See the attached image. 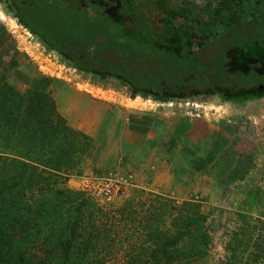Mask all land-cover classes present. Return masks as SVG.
<instances>
[{"label":"trees","instance_id":"16d2710c","mask_svg":"<svg viewBox=\"0 0 264 264\" xmlns=\"http://www.w3.org/2000/svg\"><path fill=\"white\" fill-rule=\"evenodd\" d=\"M49 1L25 0L22 10L32 18L31 23L21 16H16L17 21L31 33H37L49 50L59 53L78 71L100 78L114 77L133 94L140 92L157 100L196 93L191 89L192 82L185 81V76L193 83L197 79L208 83L209 87L211 85L208 91L213 93L235 96L264 91L263 82L253 88H246L235 78L231 85L224 83V74L216 67L221 64L216 65L217 61H213L217 71L212 73V65L203 58L214 37L240 21L237 9L245 12L252 5L251 0H233L235 8L231 5L232 0H218L209 12L204 8L196 10V4L188 0H183L180 7L163 0H76V3L73 0L76 6L81 5L74 6L83 10L79 13L72 12L74 9L68 6L67 0V9L56 7L61 11V17L54 20L50 15L56 12L52 7L57 1ZM260 1L253 0V4ZM98 2L101 6L96 4ZM7 7L12 9L11 4ZM176 17H183L184 22L174 23ZM242 19L254 20L244 15ZM74 25L78 27L76 33L71 31ZM135 29L137 33L132 34ZM147 35L151 42L165 44V48L149 52L143 47L133 49L132 45H139L128 42V36L141 43ZM160 72L162 77H159ZM5 76L0 75V264H42L28 257L30 249L23 244L25 236L33 238L35 232L30 231L31 227H19L18 221L21 217L32 219L33 211L43 217L42 210L54 205L46 193L59 198L64 189L59 180L66 181L73 172L80 173L81 159L92 154L95 140L68 124L57 109L49 83L45 88L30 83L26 90L18 91ZM219 150L216 142L205 157L193 158L194 170H203L215 159H221L222 156L216 158ZM220 175L227 176L223 172ZM225 179L218 178L220 181ZM237 179L242 176L227 178V181ZM38 193L39 198L36 197ZM149 194L141 189L134 198L115 208L120 220L134 223H128L132 233L142 232L140 235L145 241L141 246L143 263L260 264L264 260V234L256 233V230H264L260 218L253 219L239 212L237 217L241 227L232 232L226 257L216 263L209 262L210 227L201 200L176 202L166 196L146 198ZM141 211L143 216L136 221ZM22 212L27 214L24 216ZM74 224L69 226L71 235L81 227L79 222ZM104 231L90 222L86 236L98 240ZM40 232H43L41 228ZM85 243L90 245V242ZM71 246L70 239L61 246L59 264L69 262Z\"/></svg>","mask_w":264,"mask_h":264},{"label":"rangeland","instance_id":"374dc122","mask_svg":"<svg viewBox=\"0 0 264 264\" xmlns=\"http://www.w3.org/2000/svg\"><path fill=\"white\" fill-rule=\"evenodd\" d=\"M7 1L18 12L19 6L12 3V0ZM56 1L57 5L52 7L56 12L52 10L50 15L53 20L61 17V11L56 8L58 5L67 7V0ZM182 1L168 0V3L180 7ZM188 1L196 4V10L204 8L206 12L218 4V0ZM74 2L68 1L71 9H76ZM251 3V7H245V12L237 9L240 21L214 37L206 48L209 53L203 50L206 52L203 58L208 65H212L210 72L217 71V67L224 74L223 82L230 85L234 78L246 87H258L259 83H264V0L257 5L253 4V0ZM96 4L101 6L100 2ZM235 4L232 0L234 8ZM79 11L83 12L76 9V13ZM19 15L30 21L24 11H20ZM243 15L254 20H244ZM173 22L180 24L184 19L176 17ZM1 26L9 32L0 38V75L6 74V79L10 70L17 65L18 59L20 62L29 61L38 70V77L31 81L34 85L45 88L48 83L51 85L52 81L49 82V79L53 76L65 77L66 82L93 92L106 104L139 110L141 113L152 112L153 119L157 121V124L151 126L152 130L156 127V132L154 130L149 133L147 141L130 139L126 148L120 149L117 156L102 152L95 155L96 149L92 154L84 156L80 163V173L73 172L66 181L59 180L60 187L64 189L58 199L46 193L49 202L54 205L42 210L43 217L33 211L32 215L35 216H31L32 219L20 218L19 227H31L30 231L35 232L33 238L25 236L22 239L23 244L30 249L27 255L33 261L59 264L62 257L61 246L70 239L72 246L67 264H145L141 253V246L145 244L140 235L142 232L132 233L128 223H134L120 220L115 209L134 198L141 189L149 191L151 195L143 197L150 199L166 196L176 202L195 198L201 200L210 227L211 244L207 255L209 262L216 263L226 257V247L231 241L232 232L241 227L237 217L239 212L246 213L253 219L260 218L264 222V91L235 96L223 92H200L157 100L140 92L133 94L126 85L112 77L98 78L72 69L59 53L49 50L39 37L18 23L4 0H0V28ZM77 29V25H74L71 31L76 33ZM131 33H137V29ZM128 37L129 43L141 46L132 45L133 49L145 48L151 52L153 49L161 51L166 46L151 42L149 35L141 43ZM213 61H217L216 65H221L214 68ZM159 77H162L161 72ZM94 83L99 88L91 85ZM216 142L220 147L216 158H222L217 161L215 159L203 170H194L191 160L197 156L205 157ZM143 144H147L145 149ZM103 149L105 148L102 147L101 150ZM116 159V166L108 169L101 167ZM154 160L157 162V169L155 167L152 171L149 167L142 166L145 161L153 163ZM155 162L153 165H156ZM137 171L142 173V185L134 178ZM221 172L227 176L221 177ZM235 176H242V179L227 181V178ZM104 178L124 181L127 195L111 202L101 201L94 193V188ZM218 178L226 179L220 181ZM40 196L38 193L36 197ZM22 213L24 216L27 214ZM142 216L141 211L136 221ZM75 222H79L84 228L80 227L79 231L71 235L69 226H73ZM90 222L105 230L98 240L88 239L86 236ZM40 228L43 232H40ZM258 228L262 226L258 225ZM261 232L264 234V230H256V233ZM85 242H90V245ZM260 264H264V260Z\"/></svg>","mask_w":264,"mask_h":264},{"label":"crops","instance_id":"0c3cea01","mask_svg":"<svg viewBox=\"0 0 264 264\" xmlns=\"http://www.w3.org/2000/svg\"><path fill=\"white\" fill-rule=\"evenodd\" d=\"M12 1V3L17 4V6H19L18 12L16 11V9H11L14 14V18L17 19L16 16H20L19 12L23 11L22 8L24 7V4L26 2L25 0ZM163 1L168 2V0ZM49 2H51V0ZM5 4L9 5L10 3L5 0ZM72 12L75 13L76 10L74 9L72 10ZM31 19L32 18L29 19V22L26 20L25 21L31 23ZM8 34L9 32L7 28L1 26L0 38ZM32 34L37 36V33L32 32ZM20 61L21 60L18 59L17 65L13 67L7 74V81L12 87H14V89L18 91H24L28 88L31 81L38 77V70L36 69V66L30 63L29 61ZM72 69L76 68L72 66ZM82 73L89 74V72ZM90 75L98 77L92 73H90ZM184 79L187 82H191V80H189L186 76ZM66 81L67 80L65 77H52L50 89L55 100L57 109L60 114L66 118L69 125L90 135L96 141L97 148H95V155H99V153L102 152V154L111 153L112 155L114 154L117 156V154H119L120 149L126 148V146L128 145V140L132 139L131 141L136 140L137 142H139V139H142L143 141H147L149 133L151 134L154 130L156 132V127L155 129L153 128V130L151 129L152 125L154 126V124H157V121L153 119L152 112L141 113L139 110H134L131 108L124 109L115 105L111 106L110 104H106L105 101L100 99V96H97L93 92L84 89H79L77 88V86L70 84ZM195 81H197L195 82L197 84L193 83L192 81V84L194 86H192L191 89L193 91L196 90V93H211V91H208V83L200 81V79H197ZM91 85L99 88V86L95 85V83ZM244 86L246 87V85ZM209 88H211V85ZM246 88L253 87L251 86ZM150 115H152V117ZM142 118L144 119V121ZM107 140L111 141L112 143L108 142ZM102 147L105 149L101 150ZM142 147H144L145 149V147H147V144H143ZM155 160L153 161V163L155 162ZM116 163L117 159L109 165L102 164L101 167H105L108 169L112 166H116ZM153 163L151 161H145L142 166H144L145 168L149 167L153 171L155 167L157 169V162H155L156 165H153ZM96 164L98 165L97 161ZM169 176L170 175H168V178ZM134 178L140 185H142V183L144 182L142 173H139V171L134 173Z\"/></svg>","mask_w":264,"mask_h":264},{"label":"built area","instance_id":"2783aa9c","mask_svg":"<svg viewBox=\"0 0 264 264\" xmlns=\"http://www.w3.org/2000/svg\"><path fill=\"white\" fill-rule=\"evenodd\" d=\"M94 193L103 202H111L116 198H124L127 195L125 183L121 179L104 178L94 188Z\"/></svg>","mask_w":264,"mask_h":264},{"label":"flooded vegetation","instance_id":"af4514ba","mask_svg":"<svg viewBox=\"0 0 264 264\" xmlns=\"http://www.w3.org/2000/svg\"><path fill=\"white\" fill-rule=\"evenodd\" d=\"M224 93V92H223Z\"/></svg>","mask_w":264,"mask_h":264}]
</instances>
